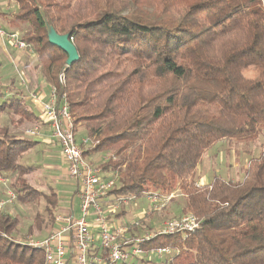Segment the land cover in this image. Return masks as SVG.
I'll return each mask as SVG.
<instances>
[{
    "label": "trees",
    "instance_id": "obj_1",
    "mask_svg": "<svg viewBox=\"0 0 264 264\" xmlns=\"http://www.w3.org/2000/svg\"><path fill=\"white\" fill-rule=\"evenodd\" d=\"M14 1L19 11L8 24L30 28L24 42L65 96L74 126L81 123L89 136L111 131L84 152L117 146V160L102 166L119 173L110 201L180 190L186 213L200 222L186 237L154 236L142 250H174L167 264H264V151L248 161L242 180L194 182L213 144L254 140L264 125V0H154L164 13L158 16L124 15L111 0ZM46 24L69 34L79 56L65 66L64 85L53 71L67 55L48 43ZM123 57L136 66L111 88ZM2 88L0 81V95ZM1 114L16 128L33 117L16 98L0 102ZM34 145L0 126V177L16 173L18 201L42 197L53 223L58 194L32 187L25 176L33 168L17 164ZM33 223L39 228L41 217ZM20 226L0 210V264H45L43 251L16 238Z\"/></svg>",
    "mask_w": 264,
    "mask_h": 264
},
{
    "label": "rangeland",
    "instance_id": "obj_2",
    "mask_svg": "<svg viewBox=\"0 0 264 264\" xmlns=\"http://www.w3.org/2000/svg\"><path fill=\"white\" fill-rule=\"evenodd\" d=\"M113 3V6L116 10H120L122 14L127 15L128 13L134 12V14H137L138 16H141L144 14L149 15H156L163 14L160 12L159 8L160 6L155 3L154 0H111ZM173 13H175V8H171ZM18 9L14 10H6V13L4 16H11L14 14L13 12H18ZM175 17H177L174 14ZM90 17V16H89ZM0 30H2L6 35L10 34H18V38L24 41L26 36L31 33L30 28L27 25H21L18 28L17 32L14 31H6L4 27H0ZM7 43V42H6ZM8 48V47H7ZM11 51L7 49V53L9 54L6 56L8 60V68L11 70V72H8L7 74H4L0 72V80L1 83H8L13 78L11 77L14 73L16 75V71L14 69L13 62L10 63V61H13L14 56L16 52L18 54H21L19 52H22L20 50H16L13 47H9ZM32 57V63H35L37 65V69L32 70L31 74L33 73V77H31V81H26L25 74L23 77L24 83L21 81V85L25 88V95L26 93L29 94L32 91H34V88L32 87V81L36 79V84L38 85V78H35L36 75L39 74L40 77H43V80H45L46 85H49V87L45 88L44 91H46L49 95L50 89L54 86V83H52L51 78L52 77H46L44 75V72L42 70L41 63L38 61L37 58H35V55L33 53ZM30 65V66H31ZM1 66V62H0ZM40 66V67H39ZM62 66V67H61ZM120 66L119 70L120 77H117L115 79H110L107 84L111 88H114V86H117L118 83H120L122 80H124V77L126 74L131 72L133 68L136 66L134 62H132V59L129 57H123L120 59ZM32 68V67H31ZM65 68V65H58V68H56L54 73V81L56 80L57 76L60 74V72ZM2 69V68H1ZM44 75V76H43ZM65 77V74H64ZM66 82V79H65ZM12 86V85H10ZM44 87V86H43ZM28 88V89H27ZM42 89V88H40ZM40 89L37 90L36 93H39ZM36 90V89H35ZM109 93L106 94L105 98L108 96ZM9 98H14V96H10ZM1 102V100H0ZM12 117H1L0 116V126H7L11 127L10 119ZM74 120V117H73ZM83 124V123H82ZM27 126H24L25 129ZM42 127V126H40ZM40 127H35L34 129L38 132ZM20 127L16 128L14 126V129H19ZM103 131L99 132L95 135H87V131L84 127V125H81V123L75 124L74 126V132L76 133V138L78 141L86 137L90 140V143L88 145H80L83 153L87 152L89 150H92L96 144L106 135H109V132L111 131H105V128H102ZM27 130V129H26ZM24 130V132L26 131ZM33 130V128H31ZM260 132L258 136L254 140L250 141H241L238 139H224L217 141L215 144L212 145L210 149H208L204 155L202 156L201 163L199 165V176H197V182L200 183L201 177H206L207 180L210 182L215 177L222 178L225 181H238L242 180L244 175V170L247 166V163L252 158H257L263 151H264V125L260 127ZM12 131V130H11ZM22 131V128H21ZM13 132V131H12ZM40 132V131H39ZM16 131H14V135H16ZM27 135V133H25ZM28 136V135H27ZM29 138L31 136H28ZM39 137V136H38ZM34 138V137H33ZM55 144V143H52ZM56 146V145H55ZM117 149L116 147H113L112 149H109L104 152L100 153H94L92 155H84L86 156V160L93 166H96L98 169L101 170L103 176H109L111 170H104L102 166L106 164L107 162L115 161L117 160V155L115 154V151ZM126 153L131 154V149L127 151ZM42 152L39 150H33L29 153H26L22 155L18 161L17 164L21 166H32L33 172L29 175L25 176V179L27 180L28 184H30L32 187L40 191L42 194H48L49 191H55L57 193V190L61 187L57 183L58 180H56L58 177V173H55L56 171L53 169V166H56V164L63 165L62 161L57 156L56 158L52 157L51 155H47L46 157L42 156ZM64 166V165H63ZM59 173H63V171H59ZM65 174V172H64ZM68 174V173H67ZM65 176V175H63ZM196 177V173H195ZM194 177V180H195ZM17 175L16 173H9L5 174L0 178V203H3V205H0V210L3 213L11 214L12 217H16L20 221V231L19 234L16 236V238L20 242H25L28 244V241L30 240H41L42 238L46 237L51 230L54 228V224L51 223L49 217L47 216V213H45V207L46 203L42 197L38 198L36 202L30 201L27 204L20 203L17 199L16 194V181ZM64 181V179H62ZM77 190V189H76ZM65 195V194H64ZM150 194H146L143 197L137 199L133 196H120L119 198L123 199H130V201H127V204L129 202V205H125L121 203L119 206V209L111 213L109 218L113 219H119L121 220V224L124 225L126 228L125 232V239L128 241H133L135 239H142L146 235L152 236L155 235L156 232L159 230H162L165 226V223L172 220V219H179L183 216H186L190 213H186L185 211V203L186 199L183 194H181L180 190H176L172 194H170V199L168 202H166L165 206L159 210V211H151L149 210V201L147 200L148 196ZM155 195V194H153ZM65 196H68L67 194ZM119 198H116L114 202H117ZM113 202V204H114ZM112 203L109 204L108 207H106V211H109L112 208ZM151 213L147 215V212ZM192 215V214H191ZM35 216L41 217V225L38 228L33 223V218ZM29 227H32V233L28 234ZM24 236V237H23ZM23 237V238H22ZM173 254V253H172ZM167 258L161 257L157 259H141L136 260L135 263L137 264H166Z\"/></svg>",
    "mask_w": 264,
    "mask_h": 264
},
{
    "label": "built area",
    "instance_id": "obj_3",
    "mask_svg": "<svg viewBox=\"0 0 264 264\" xmlns=\"http://www.w3.org/2000/svg\"><path fill=\"white\" fill-rule=\"evenodd\" d=\"M0 36L16 50L32 51L29 44L18 38L17 33L6 35L0 30ZM57 82L64 85V69L57 76ZM44 113L51 139L60 150L68 176L77 183L79 215L56 216L57 226L48 236L41 240H30L26 244L44 252L45 264H65V257L68 255L73 264H136V260L161 257H166L169 263L175 254L174 250L156 248L145 253L141 248L142 244L154 236L182 234L186 237L188 233L200 228V222L188 214L166 222L164 228L155 235H146L133 241L126 240V228L110 222L103 209V202L109 198L108 193L115 187L119 173L114 171L109 176H103L100 169L86 160L80 145H88L90 140L87 136L77 140L66 98L58 95L55 86L50 89ZM26 133L31 137L37 136L35 129ZM131 199L119 198L111 210H118L121 203L126 205ZM169 199L170 196L149 195V210H161ZM90 219L95 225V231L90 228Z\"/></svg>",
    "mask_w": 264,
    "mask_h": 264
},
{
    "label": "crops",
    "instance_id": "obj_4",
    "mask_svg": "<svg viewBox=\"0 0 264 264\" xmlns=\"http://www.w3.org/2000/svg\"><path fill=\"white\" fill-rule=\"evenodd\" d=\"M16 10L18 9V5L16 4V2L14 0H0V27H4L5 29H7L6 31H14L17 32L18 29H12L10 28V25L8 24V21L12 18L13 14L9 17L7 16H3L2 14L5 15L6 10ZM14 14L16 12H13ZM8 47V48H7ZM9 45L8 43H6V41L4 40V38H2L0 36V62H1V66H0V72L7 74L8 72H11V70H9L8 68V64H5L8 62L7 59H9V54L7 53V49L9 51H11V49H9ZM22 52H19L21 54H18L16 52L15 56H14V60L10 61V63L13 62L14 64V69H15V73L16 75L13 73L12 74V80L8 83H4L3 84V90H2V94L0 95V100L1 102L5 99H8L10 96H14V98L19 99V100H23L24 106L27 108L28 111H30L32 113V118L30 120H24V125H22L19 129H14V127H9L12 131V133L14 134V131H16V136L25 139V140H30L33 142H36V145H34L27 153H29L30 151L33 150H39L42 152V156L46 157L47 155H51V158L54 157L56 158L57 156L59 157V159L62 161L63 165L61 164H56V166H53V169L56 171L55 173H58V178L56 180L57 183H59L58 185L61 187L60 189L57 190V194L59 196V200H58V205L56 207L55 210V214H54V228L53 230L56 228L57 224L55 222V217L56 216H78L79 215V201L76 195V189H77V183L70 179L68 174H67V168L65 163L63 162L61 155H60V150L58 148V146L56 145V143L51 139V133H50V129L47 125V119H46V115L44 113V105L48 102V93L45 90V88L49 85L46 84L45 80H43V77H40L39 74L36 75L35 78H38V85L36 84V79H34L31 83H32V87L34 88V91H32L31 93L25 95L24 91L25 88L21 85V81L22 83H24V79L23 77H25L26 81H31V77H33V73L31 74V71L34 70L35 71V63H33V65H31L32 63V57L33 56V51H27V50H20ZM8 55V58L6 57ZM7 58V59H5ZM31 65V66H30ZM32 67V68H31ZM2 68V69H1ZM25 74V76H24ZM1 81V80H0ZM12 85V86H10ZM44 86V87H43ZM47 87V88H48ZM42 88V89H40ZM28 89V88H27ZM36 89V90H35ZM40 89L39 93L35 94V91L37 92V90ZM50 92V91H49ZM1 117H7L6 114H1ZM24 126H27L25 129L23 128ZM35 127H40L38 128L39 131L37 132V136L33 137H28L27 135H25L26 131L31 130V128L34 129ZM22 128V131H21ZM27 129V130H26ZM24 130H26L24 132ZM39 136V137H38ZM78 140V139H77ZM55 143V144H52ZM56 145V146H55ZM26 154V153H25ZM24 155V154H23ZM86 157V156H85ZM202 160V159H201ZM200 160V163H201ZM197 166V169L199 170V165ZM27 167H32V166H27ZM196 169V177H195V182H197V176H199V172L197 173ZM63 171V173H59V171ZM65 172V174H64ZM65 175V176H63ZM2 177V176H1ZM0 177V178H1ZM219 178V177H217ZM62 179H64V181H62ZM222 179V178H221ZM201 182L200 183H196L197 185H208L210 182L207 180L206 177H201ZM67 194L68 196H65ZM110 203H113V201H110V198H108L106 201L103 202V209L106 211V207L109 206ZM129 205V202L128 204ZM111 213H113V211L110 209L109 211H106V215L107 218L110 222H112L114 225L116 224H120L124 227L123 224H121V220L119 219H113V218H109L108 216L111 215ZM11 215V214H10ZM90 228L91 230L95 231V225L92 222V220L90 219ZM51 230V232L53 231ZM50 232V233H51ZM49 233V234H50ZM48 234V235H49ZM47 235V236H48ZM45 238V237H44ZM43 239V238H42ZM95 245H97V243H95ZM66 262L65 264H73V261L70 259V256H66L65 257Z\"/></svg>",
    "mask_w": 264,
    "mask_h": 264
},
{
    "label": "water",
    "instance_id": "obj_5",
    "mask_svg": "<svg viewBox=\"0 0 264 264\" xmlns=\"http://www.w3.org/2000/svg\"><path fill=\"white\" fill-rule=\"evenodd\" d=\"M45 30L48 43L67 55V59L65 61L66 67H70L79 60L78 53L69 38V34L60 35L49 24L45 25Z\"/></svg>",
    "mask_w": 264,
    "mask_h": 264
}]
</instances>
